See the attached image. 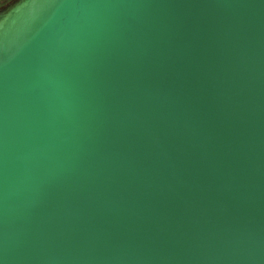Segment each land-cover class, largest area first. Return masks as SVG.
Returning a JSON list of instances; mask_svg holds the SVG:
<instances>
[{"label": "water", "instance_id": "water-1", "mask_svg": "<svg viewBox=\"0 0 264 264\" xmlns=\"http://www.w3.org/2000/svg\"><path fill=\"white\" fill-rule=\"evenodd\" d=\"M0 264H264V0L1 7Z\"/></svg>", "mask_w": 264, "mask_h": 264}, {"label": "rangeland", "instance_id": "rangeland-1", "mask_svg": "<svg viewBox=\"0 0 264 264\" xmlns=\"http://www.w3.org/2000/svg\"><path fill=\"white\" fill-rule=\"evenodd\" d=\"M13 0H0V8L9 4L10 2H12Z\"/></svg>", "mask_w": 264, "mask_h": 264}]
</instances>
